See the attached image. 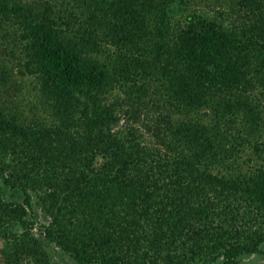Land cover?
I'll return each instance as SVG.
<instances>
[{
	"label": "trees",
	"instance_id": "trees-1",
	"mask_svg": "<svg viewBox=\"0 0 264 264\" xmlns=\"http://www.w3.org/2000/svg\"><path fill=\"white\" fill-rule=\"evenodd\" d=\"M196 1L0 0L46 112L0 102V264L264 256V0Z\"/></svg>",
	"mask_w": 264,
	"mask_h": 264
},
{
	"label": "rangeland",
	"instance_id": "rangeland-1",
	"mask_svg": "<svg viewBox=\"0 0 264 264\" xmlns=\"http://www.w3.org/2000/svg\"><path fill=\"white\" fill-rule=\"evenodd\" d=\"M232 6L233 0H198L193 5L194 8L200 10L198 12L205 13L211 17L219 18H221L219 14L220 11H230ZM232 18V22L238 21L239 19L237 15H233ZM15 53L17 55L16 57H14L13 53H11V46L7 48L6 42L1 38L0 34V67L8 69L12 73V80L9 82V84L6 86H0V102L4 107H7L8 110L19 113L21 116H32L36 113V115L42 117L46 115V112L43 111L41 107L39 109H35V107H32L38 103L37 79L32 75L20 73V69H22L23 66L19 62V50H17V52ZM1 69L2 68H0V70ZM119 92L120 91L116 90L114 94L122 96V94ZM153 110H155V108H153ZM149 117L152 118V115H150ZM141 118H145L144 113L141 115ZM120 125H125L123 120L121 121ZM134 125L136 127H142L141 121H137V123H135ZM234 131V128L228 129V131H226V138L230 139V136L234 133ZM143 136L146 137V141L152 143L155 142V138H152L148 132H146V135ZM258 139L259 141L264 142V131H262V136H260ZM250 141L252 143L247 144L246 151L242 155V157L243 159L253 157L254 162H257V156H255V153L252 150L253 144L256 142V140L255 138H253ZM52 255L55 264H76L68 255L57 248L52 250ZM263 261L264 256L257 254L245 257L243 263L261 264Z\"/></svg>",
	"mask_w": 264,
	"mask_h": 264
}]
</instances>
